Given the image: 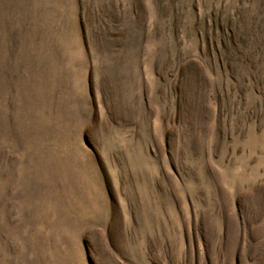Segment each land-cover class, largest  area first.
<instances>
[{
	"label": "rangeland",
	"instance_id": "1",
	"mask_svg": "<svg viewBox=\"0 0 264 264\" xmlns=\"http://www.w3.org/2000/svg\"><path fill=\"white\" fill-rule=\"evenodd\" d=\"M0 264H264V0H0Z\"/></svg>",
	"mask_w": 264,
	"mask_h": 264
}]
</instances>
